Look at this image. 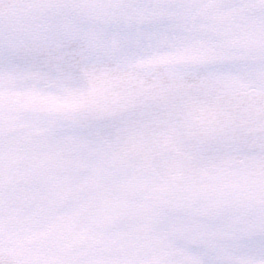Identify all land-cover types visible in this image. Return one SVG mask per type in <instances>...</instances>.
<instances>
[{
	"label": "snow or ice",
	"instance_id": "6c2138e0",
	"mask_svg": "<svg viewBox=\"0 0 264 264\" xmlns=\"http://www.w3.org/2000/svg\"><path fill=\"white\" fill-rule=\"evenodd\" d=\"M0 264H264V0H0Z\"/></svg>",
	"mask_w": 264,
	"mask_h": 264
}]
</instances>
